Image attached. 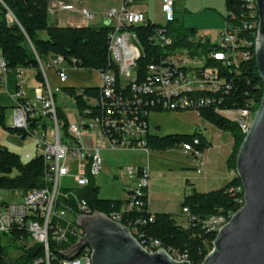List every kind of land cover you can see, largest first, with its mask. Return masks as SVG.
Segmentation results:
<instances>
[{
  "label": "built area",
  "instance_id": "1",
  "mask_svg": "<svg viewBox=\"0 0 264 264\" xmlns=\"http://www.w3.org/2000/svg\"><path fill=\"white\" fill-rule=\"evenodd\" d=\"M82 0H48V15L56 12L78 11L83 21L89 22L95 13L87 7H82ZM136 0H119V6L110 10L109 20L112 31L109 40L110 58L118 68L121 87H127L128 71H136L137 60L141 57V47L137 34L130 29L131 26L148 23L145 12L133 7ZM248 16L251 20L244 21V27H255V1H247ZM161 10L166 15L163 22L166 35L153 37L157 45H170L172 39L168 34L167 25L175 18V0H162ZM7 23H18L13 11L4 0H0V20ZM242 29L233 22L224 21V28L216 38L220 50L210 51L208 57H220L222 65L238 64L249 58L251 44L241 37ZM134 39L135 48L125 51V40ZM0 55H2L0 51ZM40 68L45 78V84H38L32 89V96L26 93L25 68L8 69L6 63H0V89L7 87L8 73L15 71L16 89L12 98V127L26 132L36 138L37 151L42 154L45 171L44 183L40 188L22 192L21 197L11 203H0V234L9 233L17 227L29 233L30 243H40L45 249V258L37 259L33 264H92L87 259L86 249L71 262L54 260L50 253V242L58 245L59 249H68L83 237V229L77 225L78 210H91L84 199L75 195L73 188L87 185L91 178L96 180L102 169V150H114L119 147L140 148L146 153L150 150L146 146L148 133H155L149 122V109H142L139 116V107L142 102L146 107L157 105L164 110L196 111L210 107L216 103L215 93L229 85L221 77L218 66L203 67L205 56H192L188 51L170 52L162 57L158 63L148 66L147 79L136 86H131L130 97L122 100L115 94L116 73L97 71L101 81L102 95L99 99H89V103L99 106L102 115L92 117L78 114V120H70L67 115V129L57 112L56 95L47 78L46 68H54L61 81L68 79L66 63L62 56H55L42 62L38 58ZM152 96L151 99L149 97ZM229 119L238 122L243 133L248 131L252 123L253 113L250 109L221 110ZM90 111V110H89ZM66 113V112H65ZM91 114V113H90ZM146 116L148 118H146ZM145 117V118H144ZM97 127L94 133L91 128ZM200 143L197 137L194 140ZM183 155L193 158L196 170L202 172L204 160L202 150L193 144H184L180 147ZM72 165L75 174V184L64 186L62 179L72 176ZM139 177L136 185L127 190V201L122 210L139 209L142 205V187L149 184V170L145 166H130L128 176ZM74 197L69 201V197ZM186 223L194 220L187 208L183 209ZM113 220L119 222V213H112ZM224 215L213 216L204 222L207 229L216 233L217 227L223 222ZM121 223V222H120ZM122 224V223H121ZM135 235L138 232L136 227ZM76 239L70 243L71 239ZM144 241V240H143ZM149 252L161 248H148ZM180 260H188L185 254L177 253Z\"/></svg>",
  "mask_w": 264,
  "mask_h": 264
},
{
  "label": "trees",
  "instance_id": "2",
  "mask_svg": "<svg viewBox=\"0 0 264 264\" xmlns=\"http://www.w3.org/2000/svg\"><path fill=\"white\" fill-rule=\"evenodd\" d=\"M13 11L18 23L9 24L4 19L0 20V51L8 69L23 67L34 70V77L38 84H45V78L40 68L38 58L45 62L51 57L62 56L68 65L78 69L107 71L116 73L115 94L126 100L130 97L131 86L142 83L147 79L148 66L158 63L162 57L170 52L188 51L192 56H205L203 67L218 66L221 77L229 85V88H222L215 93L216 103L210 107L198 110L200 117L216 126L219 130L230 132L233 138L231 153L227 158V167L235 171L236 157L245 134L238 122L222 114L221 110L250 109L255 115L263 96V82L259 75L255 61V46L257 39V12L255 11V27H244V21H250L248 16L246 0H225L226 13L223 19L226 22H233L241 27V37L251 44L249 47V58L238 64L222 65L220 59L208 57L210 51L220 50L221 47L216 41L209 37L197 38V29L185 27L175 17L167 25L168 34L172 39L170 45H157L153 37L166 35V27L162 23L153 22L148 18L146 25H134L133 30L138 37L141 47V57L137 60L136 71L133 80L127 82V87L120 84L117 65L110 58L109 40L112 27L104 24L97 27L90 25H53L49 22L47 11L48 0H4ZM248 1V0H247ZM46 32L47 38H41L40 32ZM100 83V81H99ZM68 97L74 100L77 112L82 116L92 117L102 115L99 106L89 103V99H99L102 95L101 87L87 86L75 88L66 86L62 88ZM152 96L149 97L151 99ZM13 105V103H12ZM139 116H142V109L146 108L152 112L161 111H184L164 110L157 105L146 107L142 102L139 107ZM90 110V111H89ZM186 111V110H185ZM57 112L65 125L63 133L67 129V115L63 109L57 106ZM91 113V114H90ZM6 106L0 105V126L11 133L22 138L28 134L25 131L6 125ZM145 118V117H144ZM146 118H148L146 116ZM199 138L200 143L195 144L194 140ZM193 144L202 150V153L209 147L211 142L202 132L193 134H168L158 135L148 133L146 146L151 151H166L179 149L184 144ZM45 163L41 153L30 158H23L19 153L10 150L8 147L0 146V190H22L28 192L40 188L44 183ZM236 172V171H235ZM75 195L84 199L91 212L98 211L111 216L112 213H119V221L127 226L129 230L143 245H151L155 241L167 249L173 255L185 254L193 264H200L207 253L212 249V242L216 233L207 229L204 222L213 216L224 215L230 217L237 211L243 202L244 192L242 181L234 176L223 186L201 192L193 189L185 193L180 204L181 211L187 208L189 215L194 220L186 223L178 221L176 215L170 212H154L149 210L148 188L142 187L139 209L122 210L127 201L123 199H108L100 196V188L96 180L91 178L89 183L81 188H73ZM73 201L74 197H69ZM81 214V211L78 210ZM182 215L186 217L183 212ZM78 215V216H79ZM8 238L9 245H3L2 238ZM144 240V241H143ZM72 238L70 243L75 242ZM9 247L21 252L18 257H11L8 253ZM58 245L50 242V253L55 261L62 260L64 254L59 252ZM45 258L44 246L40 243H30L29 233L24 229L15 227L9 233L0 234V264H33L37 259ZM45 264V262L39 263Z\"/></svg>",
  "mask_w": 264,
  "mask_h": 264
},
{
  "label": "rangeland",
  "instance_id": "3",
  "mask_svg": "<svg viewBox=\"0 0 264 264\" xmlns=\"http://www.w3.org/2000/svg\"><path fill=\"white\" fill-rule=\"evenodd\" d=\"M177 10L175 17L179 23L185 27H199L207 32L211 39L215 40L220 31L224 28L223 15L226 13L225 0H176ZM84 7L95 13L94 19L90 22L97 26L96 22L100 18L108 19L110 10L113 7L119 6V0H82L79 2ZM147 5L148 15L153 22L162 23L166 19V15L162 12L159 1L155 3L151 0L141 2V5ZM83 18L78 11L61 12L59 14V22L61 24H70L79 22ZM81 21V20H80ZM50 24H54V16H49ZM218 34V35H217ZM41 38H47L46 32H40ZM68 79L61 81L54 68H46L47 78L50 86L53 88L56 95L57 106L63 109L70 120H78V112L73 99L67 96L62 89L66 86L82 88L87 86H98L99 76L95 70L78 69L67 63L64 64ZM16 72L8 73V85L0 89V105L6 106V125L12 126V98L10 93L15 92ZM29 76V77H28ZM28 78L27 91L32 96V86L35 85V77L33 74L25 75ZM9 90V91H8ZM10 92V93H9ZM254 116V115H253ZM253 119V118H252ZM149 122L152 128L159 126L158 131L153 130L158 135L168 134H193L194 132H203L207 135L215 145V148L210 150L214 153L219 144V138L216 137V132L219 130L213 124L207 122L202 117L198 116L196 111H161L151 112L149 114ZM250 124V123H249ZM94 133L98 131L97 127L91 128ZM2 132L4 134H2ZM226 135H231L227 132ZM232 136V135H231ZM229 137V136H228ZM219 141V142H218ZM0 144L9 146L14 152L23 155L28 153L34 156L37 153L36 138L32 135H27L22 138L14 133L9 132L0 126ZM222 143V142H220ZM223 144V143H222ZM227 148L224 150H232V146L227 143ZM231 153V152H230ZM102 169L96 178V184L100 188V196L108 199H123L127 197V190L132 185V179L128 176L130 166H145L151 171L150 182L153 185L151 194V211L153 212H172L176 213L178 221L185 224L181 214V199L185 193L196 189L201 192H207L218 188V185L198 184L193 187L187 185L186 176L188 171L198 179H192L193 183L201 182L204 173H197L196 169H183V164L186 160L185 155L179 152L178 149H170L166 151H150L146 153L140 148H124L119 147L114 150H102ZM227 156V155H226ZM150 167L152 169L150 170ZM74 165H72V176L63 178L64 186H72L75 184L73 175L75 174ZM154 170V171H153ZM203 181V180H202ZM22 195V190H0V203H11L18 200ZM3 245H9V240L5 236L2 238ZM8 253L11 257L20 256L21 252L9 247Z\"/></svg>",
  "mask_w": 264,
  "mask_h": 264
},
{
  "label": "water",
  "instance_id": "4",
  "mask_svg": "<svg viewBox=\"0 0 264 264\" xmlns=\"http://www.w3.org/2000/svg\"><path fill=\"white\" fill-rule=\"evenodd\" d=\"M256 6L255 61L263 96L236 157L235 173L242 181L244 203L218 230L212 249L200 264H264V0H256ZM77 225L84 236L68 249L59 250L69 259L90 247L93 264H193L175 259L165 248L149 252L127 226L104 213L79 216Z\"/></svg>",
  "mask_w": 264,
  "mask_h": 264
},
{
  "label": "crops",
  "instance_id": "5",
  "mask_svg": "<svg viewBox=\"0 0 264 264\" xmlns=\"http://www.w3.org/2000/svg\"><path fill=\"white\" fill-rule=\"evenodd\" d=\"M151 1H153L154 3L156 1H159L160 7H161L162 0H151ZM141 2H148V0H136L134 2V4H133V7L136 8V9H138V10H141V11L145 12V14L147 15V17L150 19L149 15H148L147 5H144V4L141 5ZM79 5L82 6V7H84L80 3H79ZM176 10H177V2L175 0V12H176ZM61 12L62 11H58V12H56L55 15H53L54 16V22H53L54 24L53 25H90V26H93L94 25L90 21L89 22L83 21L82 18H80L81 21L79 20V22H76V23H72L71 22L70 24H61L59 22V14ZM96 23H97L96 24L97 26L104 25V24H106V19H102V18L99 17V19L97 20ZM97 26H93V27H97ZM194 28L197 29V35H196L197 38H199V37H206L207 36V37H209L211 39V37L204 30H201L199 27H194ZM211 40H213V39H211ZM29 73L33 74V76H34V73L35 72H34L33 69L26 68L25 69V75L27 76V75H29ZM27 80H28V78L26 79V93H27L28 97H30V94L27 91V89H28L27 88V85H28L27 84V82H28ZM48 82H49V80H48ZM7 85H8V81H7ZM37 85H38V82L36 81L35 82V85H33L31 89H33ZM15 89H16V79H15ZM10 94H12V93H10ZM197 114H198V116H200L199 113H197ZM155 127H159V126H155ZM2 134H4V133L2 132ZM226 134H227V132H224V131H221V130H218L216 132V137H218L219 138V141L222 142L223 144L218 141L219 144H217L216 151L214 153H211L210 150H212L213 148H215V145L213 144V141L207 135H205V133H203V135H205L207 137V139L211 142V147L207 148L202 153V155H203L202 156V159L204 160V166L202 168V172L199 173V174L204 173V177L202 179L203 181L201 180V182H197V183L195 182V183H193V181H191V180L192 179H198V177L197 176H193L191 173H189L188 171H186L187 172V175H188V176H186V179H187V183L186 184L187 185L191 184L192 186L194 185L193 187H195L196 185H198L200 183V184H204V185H211L210 187H213L215 185H218V188H219V187L223 186L225 183H227L229 180H231L236 175L235 171L230 170L227 167V158H228V156H229V154H230L231 151L228 152L227 149L224 150V147L227 148V146H226L227 143H229L230 144V147H231L232 144H233V138H232L231 135H226ZM0 143H2V142H0ZM1 145L2 144H0V146ZM6 147H8L9 149H11L9 146H6ZM178 150H179L180 153L183 154V152L181 151L180 148ZM21 156L23 157V155H21ZM24 156H25V158L32 157V155H30L28 153H26ZM185 158H186V160H185V162H184V164L182 166L183 169H189V168L190 169H196V165H195V162H194L193 158L190 157V156H187ZM151 169H152V167H150V170ZM150 173H151V171H149L148 204H149V210L151 211V194H152V190H153V188H152L153 185H151V182H150ZM132 181H133L132 182V186L133 185H136L139 182V177L137 175H134L132 177ZM182 199H183V197H182ZM182 199H181V202H182ZM151 212L154 213L153 211H151ZM170 213H172V212H170ZM173 214H176V213H173ZM183 220H185V217L183 218Z\"/></svg>",
  "mask_w": 264,
  "mask_h": 264
},
{
  "label": "bare ground",
  "instance_id": "6",
  "mask_svg": "<svg viewBox=\"0 0 264 264\" xmlns=\"http://www.w3.org/2000/svg\"><path fill=\"white\" fill-rule=\"evenodd\" d=\"M248 1H255V9H256V12H257V24H256V28H257V32H258V11H257V6H256V0H248ZM134 48H135V40L134 39H126L125 40V51H132V50H134ZM215 58H217V59H220V57H215ZM0 63H5V61H4V59H3V57L2 56H0ZM133 78H134V71H128V78H127V82H129V81H131V80H133ZM99 86L101 87V81H100V83H99ZM255 116V115H254ZM254 116H253V119H254ZM253 119H252V121H253ZM250 125H251V123L249 124V126H248V129H249V127H250ZM247 133V131L245 132V134ZM203 156V155H202ZM242 203H244V197H243V202ZM243 205V204H242ZM81 211V214L79 215V211H78V215L79 216H82V215H91V214H93L95 211H93V212H91L90 210H80ZM78 216V217H79ZM230 217H231V215H230ZM230 217L228 218H224L223 219V222L221 223V224H219V227H217V230H216V233L218 232V230L219 229H221V227L224 225V224H226L228 221H229V219H230ZM120 218V217H119ZM112 219V218H111ZM120 222V221H119ZM83 236H84V230H83ZM136 237V236H135ZM143 245V244H142ZM143 247L145 248V245H143ZM156 247H158V248H163V247H161L160 246V244H159V242H157V241H155L154 243H152L151 245H149L148 244V248H156ZM84 249H86V255H87V259H89V261L90 262H92V258H91V254H92V251H91V249H90V247H85ZM64 250H66V249H64ZM172 254V253H171ZM173 255V254H172ZM174 257H175V259H177V260H180L179 259V257H177V255H173ZM64 262H71V259H69V258H67L66 257V255H64V257H63V259H62ZM92 264H93V262H92Z\"/></svg>",
  "mask_w": 264,
  "mask_h": 264
}]
</instances>
